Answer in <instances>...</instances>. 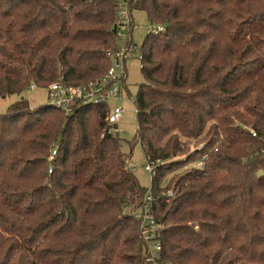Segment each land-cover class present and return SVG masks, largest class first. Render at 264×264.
<instances>
[{
    "label": "trees",
    "instance_id": "16d2710c",
    "mask_svg": "<svg viewBox=\"0 0 264 264\" xmlns=\"http://www.w3.org/2000/svg\"><path fill=\"white\" fill-rule=\"evenodd\" d=\"M121 1L0 0V98L19 96L0 116V264H152L146 195L156 264H264V0H125L163 27L141 47L134 141L105 133L108 106L23 98L103 78ZM124 144L159 161L150 190Z\"/></svg>",
    "mask_w": 264,
    "mask_h": 264
},
{
    "label": "built area",
    "instance_id": "2783aa9c",
    "mask_svg": "<svg viewBox=\"0 0 264 264\" xmlns=\"http://www.w3.org/2000/svg\"><path fill=\"white\" fill-rule=\"evenodd\" d=\"M128 10L125 0L120 2L118 15H117V25H118V36H121V27L125 24L131 26V21L125 13ZM129 12V10H128ZM163 27H157V31H162ZM130 52V51H129ZM127 46L125 48H120L115 52H108V57L111 61V66L106 72L103 78L90 82L86 85L71 86L67 84L63 77L57 82L51 84L48 88V103L54 107L62 109L66 113H71L76 108L91 107V106H108L109 109L106 114L107 127L105 133L109 136L115 138H123L125 132L119 127L122 120L125 108L121 106L119 101L123 98L121 85L125 83L126 73L125 68L121 62H124L127 57H130ZM35 85H31L30 89H35ZM29 89V90H30ZM130 100L135 103V100L130 97ZM138 132V130H137ZM253 136L256 133L252 132ZM137 135V134H136ZM136 137V136H135ZM57 154V148L55 147L49 158L50 169L49 174L53 171V161L55 155ZM130 170H135L131 162L128 163ZM160 165L159 161H147V165L144 167L146 172L154 174L156 168ZM205 165L204 160L192 164L193 167L202 169ZM161 185L164 187L167 185V179L162 181ZM173 193L170 191L167 196L170 198ZM154 199L150 195H146L143 199V206L140 208L138 213V218L141 220L140 229L145 241L149 246V258L148 262L156 264L155 255L159 254L161 251V244L157 239V225L155 222V217L151 214L150 203Z\"/></svg>",
    "mask_w": 264,
    "mask_h": 264
},
{
    "label": "rangeland",
    "instance_id": "374dc122",
    "mask_svg": "<svg viewBox=\"0 0 264 264\" xmlns=\"http://www.w3.org/2000/svg\"><path fill=\"white\" fill-rule=\"evenodd\" d=\"M125 13L128 16V10H125ZM129 18L131 23H133L132 31L130 32V25L124 24L121 27V36L118 39V46L120 48L127 46L128 39L132 42L127 46L128 52L130 51V57H127L120 64V67L122 65L124 66L126 73L125 83L121 85L123 98L119 101V104L125 108L119 124V127L125 132L123 135L124 141H134L138 130L135 103L130 100V97L135 100L139 86L145 82V77L141 71V47L146 45V36L157 30L156 27L151 26L146 13L143 11H133ZM23 98L28 101L32 109L47 105L49 100L48 91L44 88L30 89L24 93ZM18 100L19 96L17 95L0 98V116L6 114L10 106ZM123 149L127 154L132 151L130 162L136 166L133 173L139 183L147 190H150L152 188V174L146 172L144 169L148 160L145 157L142 147L140 144H134L131 149L128 144H124ZM168 177H170V174L162 181L168 179Z\"/></svg>",
    "mask_w": 264,
    "mask_h": 264
}]
</instances>
